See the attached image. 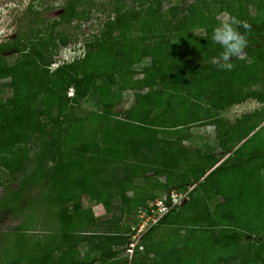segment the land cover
Here are the masks:
<instances>
[{"label": "trees", "instance_id": "trees-1", "mask_svg": "<svg viewBox=\"0 0 264 264\" xmlns=\"http://www.w3.org/2000/svg\"><path fill=\"white\" fill-rule=\"evenodd\" d=\"M78 2L66 0L51 23L30 11L26 31L0 42V83L8 82L0 102V220H19L0 232V264H264V145L247 143L264 130V109L233 123L209 116L252 97L240 91L264 71V0L243 14L252 28H238L248 44L232 71L210 62L219 56L215 15L191 5L177 21L164 0H113L84 55L51 70L69 45L59 29L76 18ZM162 21L172 38L159 40ZM200 54L212 56L189 63ZM145 56L151 64L138 78L117 75ZM103 88L111 93L99 110L80 114L81 102L100 98ZM125 92L133 102L118 109ZM253 97L264 103V93ZM203 115L219 128L221 156L183 146ZM234 172L242 179L221 190ZM173 194L185 196L175 207ZM158 200L169 211L141 234L129 259L133 227ZM248 244L255 248L238 261Z\"/></svg>", "mask_w": 264, "mask_h": 264}, {"label": "rangeland", "instance_id": "rangeland-1", "mask_svg": "<svg viewBox=\"0 0 264 264\" xmlns=\"http://www.w3.org/2000/svg\"><path fill=\"white\" fill-rule=\"evenodd\" d=\"M222 1L223 0H164L163 9H168L171 14H177L178 21L181 15L185 14L186 9H188L191 5H202L206 7L207 12L210 11L211 14L215 15L218 23L224 19L225 16H233L244 21L245 19L243 18V14L245 12H249L250 14L253 13V0H251L250 3L244 2L243 0H225L224 3H222ZM65 2L66 0H0V42L12 40L15 36L26 31L27 23L33 18V15L30 13V11H37L40 17L46 20L47 23H51L53 20L58 19L63 13V4ZM113 4V0H79L76 6V18L68 25L63 24V26L59 29L60 31H63V36L69 41V45H67L65 48H59L58 53L53 57L55 60V65L51 67V70L56 68V66L60 65L61 63L72 62L75 58H81L84 55V53L87 51L84 48L86 40L92 38V36H95L101 30L103 22L108 18L109 15H112L111 11ZM167 26L168 24H166L164 21L158 23L159 40L173 37L171 29L169 26ZM157 42L158 40L156 39L151 42L147 54H150L151 46ZM218 49L220 54L223 49L220 45L218 46ZM211 56L212 55L208 56L205 54H200L189 60V63L192 65L204 64L208 59H211ZM245 56V53H243L242 56L237 57V59H244ZM14 58L16 57H11L12 60H14ZM150 64L151 58L149 56H145L139 63L132 66L123 64V68L118 70L117 75L119 76L126 72H132L133 78H138L137 72L141 71L145 67L150 66ZM207 73L208 72L204 74ZM98 84L99 83H97V85ZM7 91L8 82L4 81L0 83V102L4 96H6ZM110 93L111 91L107 88H103L100 98L98 95H93V93H91L92 96L89 97V102H87V100L81 102L79 109L80 114L98 111V107L101 106L100 103H102L104 98L103 95ZM258 93H264V71L262 72L259 81L242 88L240 91V96L244 97L246 94L247 96L250 94L252 97H246V99L244 98L245 100L243 99V102L226 108L222 112H216L209 116L211 119L221 117V119L225 120L227 123H233L243 114H249L259 109L263 110L264 103H260L253 97ZM134 96L135 95H133V92H125L120 94L122 101L118 105V109H127L132 104ZM97 98H99V103ZM206 117V115H203L201 117L202 120L199 123L194 124L191 129L186 132L187 138L184 139L185 143L183 146H185L187 149L199 148L203 150V152L209 151L221 156V154L224 153V149L222 146L218 145L217 129L219 130V128H215V126L211 125L213 122L211 119L209 120ZM253 133H255V136L247 142L248 145L250 144L253 149L260 145H264V130L261 129V127H258V129H256ZM252 134L248 138H250ZM190 158L191 164L197 163L196 160L192 161V157ZM224 159L225 158H223V160ZM258 174L264 176V169ZM234 179L238 183L239 179L242 178L238 172H234V178L231 175L226 178L225 181H220L221 190L229 192L231 189V180L233 181ZM248 184L252 185L251 182ZM31 192L34 193V191ZM83 205L88 206L86 200H84ZM93 212L99 215L101 214L102 210L101 208L94 207ZM18 223L19 220L10 219V217L1 219L0 232L10 229L11 227L16 226ZM251 247H249V244L247 245L248 250H246L244 255L239 256L238 261L247 258L252 253L255 247ZM262 247L261 248L264 249V241L262 243ZM128 258L130 259V255H128Z\"/></svg>", "mask_w": 264, "mask_h": 264}, {"label": "clouds", "instance_id": "clouds-1", "mask_svg": "<svg viewBox=\"0 0 264 264\" xmlns=\"http://www.w3.org/2000/svg\"><path fill=\"white\" fill-rule=\"evenodd\" d=\"M242 27L245 32H250L252 26L233 16H225L212 33V41L219 44L223 51L219 56L212 57L211 63L220 70L232 71L234 65L232 60L241 57L247 47L246 35L238 30Z\"/></svg>", "mask_w": 264, "mask_h": 264}, {"label": "built area", "instance_id": "built-area-1", "mask_svg": "<svg viewBox=\"0 0 264 264\" xmlns=\"http://www.w3.org/2000/svg\"><path fill=\"white\" fill-rule=\"evenodd\" d=\"M54 66V65H53ZM73 95V90L70 89L68 92V96ZM184 195H178L173 194L172 200H173V207L180 204L181 201L184 199ZM164 201L166 198H163ZM156 211L152 210L150 215H146L145 213H140V216L138 218V223L136 226L133 227V230H135V234L133 235V242L130 243L129 248L127 249V254L130 255V258L134 252V249L139 242V239L141 237V234L144 233L148 228H150L151 225L155 224L162 215L166 214L169 211V208L166 207L163 201L158 200L156 201Z\"/></svg>", "mask_w": 264, "mask_h": 264}, {"label": "water", "instance_id": "water-1", "mask_svg": "<svg viewBox=\"0 0 264 264\" xmlns=\"http://www.w3.org/2000/svg\"><path fill=\"white\" fill-rule=\"evenodd\" d=\"M186 200H184L182 203H184Z\"/></svg>", "mask_w": 264, "mask_h": 264}]
</instances>
